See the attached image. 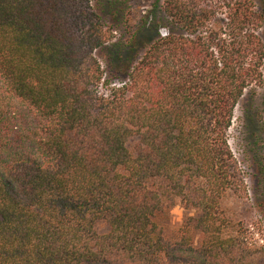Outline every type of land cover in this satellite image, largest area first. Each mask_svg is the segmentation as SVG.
I'll use <instances>...</instances> for the list:
<instances>
[{"label":"trees","instance_id":"1","mask_svg":"<svg viewBox=\"0 0 264 264\" xmlns=\"http://www.w3.org/2000/svg\"><path fill=\"white\" fill-rule=\"evenodd\" d=\"M162 13L102 95L113 30L90 0H0V264H264L260 220L223 205L246 193L228 130L264 82V0Z\"/></svg>","mask_w":264,"mask_h":264},{"label":"rangeland","instance_id":"2","mask_svg":"<svg viewBox=\"0 0 264 264\" xmlns=\"http://www.w3.org/2000/svg\"><path fill=\"white\" fill-rule=\"evenodd\" d=\"M90 1L105 27L113 30L112 40L95 51L104 72L97 91L106 95L112 87L128 80L127 72L146 49L143 46L156 37L157 31L164 35L170 27L163 19L164 0ZM159 22L162 24L156 30ZM129 41L136 50L128 47L123 52ZM228 142L244 177L246 193L240 197L228 194L223 205L231 217L246 221L259 219L264 231V217H260L264 212V82L252 83L244 91L234 109ZM192 214V211L176 206L159 222L165 229L174 231Z\"/></svg>","mask_w":264,"mask_h":264}]
</instances>
